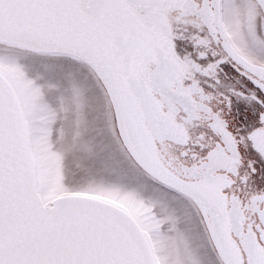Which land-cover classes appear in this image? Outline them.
<instances>
[{
	"label": "snow or ice",
	"instance_id": "6c2138e0",
	"mask_svg": "<svg viewBox=\"0 0 264 264\" xmlns=\"http://www.w3.org/2000/svg\"><path fill=\"white\" fill-rule=\"evenodd\" d=\"M0 264H264V0H0Z\"/></svg>",
	"mask_w": 264,
	"mask_h": 264
}]
</instances>
